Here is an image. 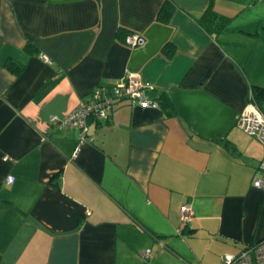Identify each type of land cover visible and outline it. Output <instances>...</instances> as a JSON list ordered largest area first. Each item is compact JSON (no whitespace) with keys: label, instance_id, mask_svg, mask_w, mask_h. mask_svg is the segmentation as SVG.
Wrapping results in <instances>:
<instances>
[{"label":"crops","instance_id":"obj_1","mask_svg":"<svg viewBox=\"0 0 264 264\" xmlns=\"http://www.w3.org/2000/svg\"><path fill=\"white\" fill-rule=\"evenodd\" d=\"M131 73L157 108L115 102L84 144L50 124ZM254 88L264 0H0V264H220L264 239Z\"/></svg>","mask_w":264,"mask_h":264},{"label":"built area","instance_id":"obj_2","mask_svg":"<svg viewBox=\"0 0 264 264\" xmlns=\"http://www.w3.org/2000/svg\"><path fill=\"white\" fill-rule=\"evenodd\" d=\"M144 43V38L139 34H132L125 38L124 45L129 48H136ZM41 59L50 63L46 56ZM129 102L131 105H138L144 108H157V101L150 100L147 96V87L141 81L140 75L128 74L123 80L117 82L112 90L104 87L98 88L86 102H80L78 106L66 117L59 119L51 117V125L62 128L69 127L80 131L79 144L90 143L93 138L88 134L89 125L92 123L107 122L110 119L112 107L115 102ZM238 126L250 137L255 138L264 148V113L250 94L247 106L238 120ZM260 169L262 176L253 180V188L264 192V158L261 161ZM12 177L7 178L8 183H13ZM181 221L189 223L193 217L191 206L180 208ZM179 234V233H178ZM150 251L145 252L148 257ZM221 264H264V239L245 247L237 255H224Z\"/></svg>","mask_w":264,"mask_h":264},{"label":"trees","instance_id":"obj_3","mask_svg":"<svg viewBox=\"0 0 264 264\" xmlns=\"http://www.w3.org/2000/svg\"><path fill=\"white\" fill-rule=\"evenodd\" d=\"M206 17H208V18H207L206 20L204 19V21H202V23H203V22L206 23L207 21H209V19H210V22L213 23V19H214L216 16L214 15V13H213L211 10H209V12L207 13ZM225 23H226V20L220 18V23H217L218 30H219V29H222V28L224 27ZM25 50H26L27 52L32 53V52L34 51L33 45H32L30 42H28L27 45H26V47H25ZM6 67H7L10 71H12V72H17V71L20 69L19 66H17L16 64H14V63H12V62H8V63L6 64ZM263 91H264V90H259V89H257V88H254V89H253V91H252V95H253V98H254L255 102H256V99H258V97H260L261 94L264 93Z\"/></svg>","mask_w":264,"mask_h":264},{"label":"rangeland","instance_id":"obj_4","mask_svg":"<svg viewBox=\"0 0 264 264\" xmlns=\"http://www.w3.org/2000/svg\"><path fill=\"white\" fill-rule=\"evenodd\" d=\"M221 261V260H220ZM220 264H221V262H220Z\"/></svg>","mask_w":264,"mask_h":264}]
</instances>
